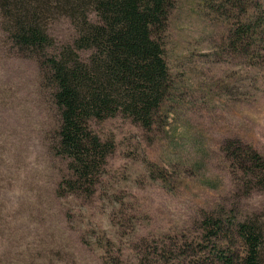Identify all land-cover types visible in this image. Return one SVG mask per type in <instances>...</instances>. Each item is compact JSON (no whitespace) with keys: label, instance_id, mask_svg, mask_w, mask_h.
I'll use <instances>...</instances> for the list:
<instances>
[{"label":"rangeland","instance_id":"374dc122","mask_svg":"<svg viewBox=\"0 0 264 264\" xmlns=\"http://www.w3.org/2000/svg\"><path fill=\"white\" fill-rule=\"evenodd\" d=\"M224 4L173 0L161 34L171 95L149 131L122 115L89 121L116 142L89 197L57 192L67 173L51 147L59 114L37 61L10 47L0 13V264H134L131 246L142 238L192 237L206 214L264 209V187L246 194L225 149L238 139L264 156V41L255 34L237 49L239 9ZM47 29L54 53L76 36L66 16Z\"/></svg>","mask_w":264,"mask_h":264},{"label":"trees","instance_id":"16d2710c","mask_svg":"<svg viewBox=\"0 0 264 264\" xmlns=\"http://www.w3.org/2000/svg\"><path fill=\"white\" fill-rule=\"evenodd\" d=\"M224 2L226 12L229 3L239 9L230 29L236 48H246L255 34L264 41L260 1ZM171 8L173 0H0L1 24L10 47L37 61L59 114L51 147L67 163L57 188L60 195H95L108 156L116 148L114 138L103 139L90 128L91 119L122 115L144 130L155 126L173 88L161 39ZM61 16L74 24L76 36L54 53L55 39L47 27ZM81 50L89 51L86 58ZM225 149L235 171L245 175L246 194L263 188L264 156L238 139L228 141ZM112 220L133 225L130 216L116 212ZM197 230L192 237L165 235L134 242V264H264V209L243 217L233 211L212 212L202 216Z\"/></svg>","mask_w":264,"mask_h":264}]
</instances>
